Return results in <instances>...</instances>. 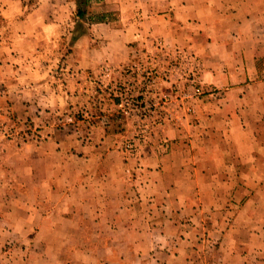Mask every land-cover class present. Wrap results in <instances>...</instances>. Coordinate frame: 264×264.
<instances>
[{
  "label": "crops",
  "instance_id": "1",
  "mask_svg": "<svg viewBox=\"0 0 264 264\" xmlns=\"http://www.w3.org/2000/svg\"><path fill=\"white\" fill-rule=\"evenodd\" d=\"M96 7L116 17L78 32L74 0H0V124L44 134L17 147L0 132V264H254L202 257L214 227L196 219L226 201L264 214V0ZM157 40L198 54L219 97L167 129L169 147L129 154L99 64Z\"/></svg>",
  "mask_w": 264,
  "mask_h": 264
},
{
  "label": "rangeland",
  "instance_id": "2",
  "mask_svg": "<svg viewBox=\"0 0 264 264\" xmlns=\"http://www.w3.org/2000/svg\"><path fill=\"white\" fill-rule=\"evenodd\" d=\"M99 0H89V4L86 7V14L83 18H79L76 15V9L74 10L72 20L79 19V22H76L74 24L75 29L78 32H81L85 29V25L80 21H85L86 19L88 21H97L99 19H102L105 17V15L111 19L116 17V12H98L101 11L99 8H91L92 5L95 6V2H98ZM29 4H33L35 0H26ZM75 3V0H74ZM160 43L162 50L157 51L156 43ZM153 46L150 50H142L140 53L134 52L132 56H129L126 61L122 60H114V61H103L101 64H109V65H122L126 64L130 61H150L151 58H155L156 61L159 63L157 64L154 69L157 72V75L160 77H164V74H168L169 79H167V82L163 80L161 82V89L169 93L170 95H182L184 92L189 91L193 87H199L202 88L204 91V94L196 95V97L193 98V112L189 115H186L185 118L181 121L180 127L177 128L181 130L184 129L186 125H190L191 127H194L198 124L197 122V112L199 109V106L202 103L207 102H214L216 98L219 97V89L216 87H210L206 86L202 83L200 75L202 72V65L201 60L198 54H195L194 51L191 52V50L187 49L186 46L180 45L177 43L173 44H165L163 41L157 40L153 41L151 44ZM182 49V51L185 52V54L181 56H173L172 54L167 56L166 49ZM184 49V50H183ZM186 50L190 51L188 53H192V55L189 57L190 65L187 66L188 63V56L186 54ZM170 59V63L174 66V70L172 72H167L168 66H167V58ZM175 57V58H173ZM119 58V57H118ZM117 58V59H118ZM154 59V62H155ZM99 64V66L101 65ZM198 65V66H197ZM102 87L103 85L98 82ZM109 93V92H108ZM211 93V94H210ZM109 98H111L114 102V108L113 113L118 118H122L124 120V123L127 127V133H126V139L123 142H126L132 135L133 131V125L132 121L124 116V114L120 113L119 110L116 107L117 97L113 93H109ZM125 129V128H124ZM122 129V130H124ZM40 125H30L28 122L23 123L22 125H11L7 124L5 122L0 124V132L5 141L9 143V141H14L13 143L19 147L20 143H26V142H39L44 138V134L41 131ZM43 135V136H42ZM43 137V138H42ZM169 141L170 139L167 136H164L162 138V141L159 143L153 142L150 145H145L144 147H169ZM122 142V143H123ZM121 143V145H122ZM232 201H226L225 202V209L223 211H220V214L217 215H206L202 217H197L196 222L199 224H203L208 228L213 229V233H211L209 236H207V247L204 249V253L200 255L203 257L206 255L207 259L214 260L216 257L220 256H246L247 258H250V261L254 264H264V214L263 210H257L256 208L250 209L246 205V201H239L238 203H234L236 205L232 204ZM259 212V214L257 213ZM189 217V216H187ZM184 217V221L186 224H192L193 220H190L189 218ZM187 219V220H186ZM211 226V227H210ZM217 226L221 227V233L219 231H214L217 229ZM222 234V235H221ZM224 235V236H223ZM198 236V234L196 235ZM217 236H223L220 242L223 241L222 244H219L218 242H215V239ZM199 237V236H198ZM212 242V243H211ZM116 250V249H115ZM196 250V249H195ZM201 251V250H200ZM117 253L113 252L111 254V258H116ZM254 259V260H253ZM245 264H247V261H245Z\"/></svg>",
  "mask_w": 264,
  "mask_h": 264
},
{
  "label": "built area",
  "instance_id": "3",
  "mask_svg": "<svg viewBox=\"0 0 264 264\" xmlns=\"http://www.w3.org/2000/svg\"><path fill=\"white\" fill-rule=\"evenodd\" d=\"M156 44V50L161 51L160 43ZM166 50L165 54L169 57L171 54L173 56L185 54L180 48ZM188 52L190 51L186 50L187 66L190 65L189 57L192 55ZM154 59L134 60L122 65L103 63L99 66L98 82L117 97V109L132 121V135L121 145L129 154H136L141 147L153 142L159 143L167 129L179 128L183 118L193 112V98L204 94L203 89L199 87H193L177 96L164 92L160 87L161 82L163 80L167 82L170 76L157 75L154 67L159 63L156 59L154 62ZM166 63L169 67L167 72H172L174 66L170 63V59L167 58Z\"/></svg>",
  "mask_w": 264,
  "mask_h": 264
},
{
  "label": "trees",
  "instance_id": "4",
  "mask_svg": "<svg viewBox=\"0 0 264 264\" xmlns=\"http://www.w3.org/2000/svg\"><path fill=\"white\" fill-rule=\"evenodd\" d=\"M89 4V0H75L76 15L79 18H83L86 14V7Z\"/></svg>",
  "mask_w": 264,
  "mask_h": 264
}]
</instances>
